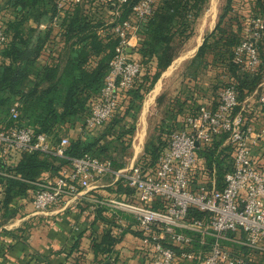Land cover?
Segmentation results:
<instances>
[{"label":"built area","instance_id":"obj_1","mask_svg":"<svg viewBox=\"0 0 264 264\" xmlns=\"http://www.w3.org/2000/svg\"><path fill=\"white\" fill-rule=\"evenodd\" d=\"M84 1L89 2L58 0L61 15L70 3ZM100 1L111 7L107 25H113L111 32L118 42L85 127L78 128L84 133L114 116L141 72V63L128 52L129 40L136 22H146L159 0H140L126 18L122 15L129 0ZM250 21L246 37L234 48V61L254 70L262 61L257 41L264 35V14ZM6 40L0 25V46ZM238 95L236 85L228 83L221 88L216 107L202 104L188 113L183 127L171 133L167 148L155 163L140 158L129 166L116 167L112 160L89 153L70 158L52 181L35 182V212L47 213L61 202L73 204L110 177L113 184L128 188L130 193L104 199L101 204L117 217L119 213L133 217L144 233L151 264H261L257 254L264 255V172L260 168L264 154L260 159L253 150L264 139V125L254 128L245 107L238 109ZM260 100L264 103V95ZM10 118V124L0 125V157L23 151L65 156L68 135L53 145L46 133H35L33 127L20 124L17 104L11 106ZM215 143L219 144L218 153L228 147L231 155V168L221 179L215 167L212 172L203 169L198 157L201 146ZM191 208L204 216L191 218ZM110 264H120L117 255Z\"/></svg>","mask_w":264,"mask_h":264},{"label":"trees","instance_id":"obj_2","mask_svg":"<svg viewBox=\"0 0 264 264\" xmlns=\"http://www.w3.org/2000/svg\"><path fill=\"white\" fill-rule=\"evenodd\" d=\"M92 1L70 3L62 16L58 0H2L0 14L5 9L6 12L0 19V25L7 40L0 46V125L12 122L10 108L17 104L20 124L33 127L35 133H46L53 145L60 142L68 129L85 127L91 106L104 86L109 61L118 42L111 32L113 25H107L110 20L107 11L111 7L104 3L92 7L89 5ZM139 1L129 0L122 18H126L132 6ZM208 1L159 0L156 4L153 14L146 21L138 45L140 58L137 60L142 66L141 72L109 120V124H112L109 131L119 126L116 141L106 140L110 134L104 128L98 135L79 132L71 138L64 157L54 153L23 151L20 152L19 162L11 165L6 160H10L13 153L5 158L0 157V168L6 172L0 173V182L5 184V206L14 198L26 195L29 189L35 193V182L52 181L60 169L70 163V158L89 153L112 160L116 165L113 159L107 157L111 154L114 142L119 146L128 135L131 141L146 93L154 87L194 34L195 24ZM231 1L228 0V8L221 15L216 29L206 37L191 62L209 65L214 70L221 69L227 80L224 86L234 83L238 89L239 109L245 97L264 79V35L257 41L262 61L256 69L250 70L243 62L234 61V48L242 41L240 32L244 25L240 20L235 27L232 18L225 20ZM256 4L258 10L251 14L249 21L244 20L249 26L250 19L264 14V0H256ZM257 11L260 14H256ZM45 22H52L59 31L56 33L52 26L42 29L40 24ZM57 35L66 38L63 57L57 63L42 64L40 57L43 51ZM177 103L175 101L170 110H176ZM178 104L182 105L181 102ZM217 104L218 99L212 107ZM199 106H193L191 112H195ZM127 117H130L128 121ZM179 123L180 119L165 123L166 139L160 136L159 144L154 141L150 143L142 159L155 163L167 148L171 133L179 129ZM218 147V143L205 144L200 147L198 157L203 169L212 172L215 167L221 179L224 172L231 168V155L228 147L219 153ZM260 165L264 172V159ZM124 189L130 193L128 188ZM202 216L204 213L191 208V218ZM119 241L107 233L104 242L98 247L103 252L112 253L111 247Z\"/></svg>","mask_w":264,"mask_h":264},{"label":"crops","instance_id":"obj_3","mask_svg":"<svg viewBox=\"0 0 264 264\" xmlns=\"http://www.w3.org/2000/svg\"><path fill=\"white\" fill-rule=\"evenodd\" d=\"M99 3H101L100 0H93L88 4L95 7L100 5ZM231 3L225 20L232 18L235 27L240 20L243 21L242 25L244 26L240 32V38L244 39L249 27V24H246L247 22L245 23L244 20L249 21L248 18L251 14L258 10L256 0H245L244 2L232 0ZM227 6L228 0H210L208 2L195 24L194 34L187 40L177 56L178 61L195 57L206 37L216 29L221 15L228 8ZM256 14H260V12L257 11ZM109 16L111 18L112 13L107 11V17ZM0 17H2L1 14ZM40 25L42 29L52 26L56 33L59 31V28L55 27L52 22ZM146 25V22H136V28L132 31L129 40L128 52L135 59L140 58L137 50ZM65 42L66 38L57 35L43 51L40 57L41 63H57L65 53ZM171 65L167 69H174V65ZM204 67L209 73L215 72L209 65ZM167 69L153 87V99L157 93L163 90L162 81ZM191 80H186L187 93L179 88L176 98L172 99L169 104V108H171L177 99L182 100V102L178 101V103L181 102V106L177 104L179 106H176V110L169 109L168 112L172 121L180 119L179 128L183 127L182 120L186 114L191 112L193 106L202 104L213 106L221 90L220 88L217 91L215 87L213 89L208 86L203 87L204 90L202 87L197 89L199 85H195L194 80ZM159 84L160 87H157ZM261 95H264V79L241 102V107H245V113L256 130L264 125V103L260 100ZM96 129L90 131L89 134L97 135ZM253 153L255 157L261 159L264 154V139H261ZM20 158V153H14L6 162L10 165L17 164ZM139 159L136 157L132 163ZM0 173L6 174L1 168ZM124 188L121 185L113 184V179L108 177L102 181L99 188L90 191L79 201L73 204L61 202L51 207L47 213H36L32 202L34 192L30 189L26 195L14 198L5 206V184L0 182V264H110L113 255H117L120 264H151V252L144 242V233L137 227L133 217L126 213H119V218L109 211L108 206L101 204L104 199L113 196H126ZM100 211L101 213H99ZM100 214L102 216H99ZM107 233H110L113 238L120 239L111 247L112 253L103 252L98 247L104 242V235ZM243 250L245 254H250L249 250L245 248ZM257 260L264 264V255L257 254ZM181 264L199 263L195 261Z\"/></svg>","mask_w":264,"mask_h":264},{"label":"rangeland","instance_id":"obj_4","mask_svg":"<svg viewBox=\"0 0 264 264\" xmlns=\"http://www.w3.org/2000/svg\"><path fill=\"white\" fill-rule=\"evenodd\" d=\"M240 1L244 2L245 0ZM208 2H210V0ZM5 12L6 11L2 12L1 15H4L3 13ZM1 18L2 17H0V19ZM191 61L192 59H184L181 61H178L176 59L171 65H174V69L169 68L165 72L166 74H164L165 78H163L162 81L163 90H161L160 93H157L154 96V99L152 98V95L154 94V88H152L148 93H146L143 101V107L141 109V112L139 113L138 120L136 123V131L132 136L131 141H129L128 135L124 140L125 142L123 144H119V146H116L114 142L111 154L107 155V157L114 160V162L116 163V167L129 166L136 157L142 158L145 153V148L150 145V143L154 141L159 144L158 138L160 136H162L163 140L166 139L167 134L165 123L167 124L171 121L168 113L170 109V101L176 98L175 96L179 88L181 90H184V93H187L186 80L190 81V79H192L191 81H193V79H196L194 80V84L199 85L197 89L199 87H202V90H204L203 87L208 86L212 87L213 89L215 87V90L218 91L224 86L226 77L223 76L221 69H213L215 72L211 71L209 73L206 71V68L203 65L192 64ZM195 81L198 82L195 83ZM166 86L168 87L167 89ZM157 87H160V84ZM179 100L182 102L181 99H177V102ZM123 109H121V112L123 111ZM129 119L130 117H127L126 121H128ZM110 122L111 121L105 123L104 125L99 127V129L97 128L96 133L98 135L105 128L104 130L110 134V136H108L106 140L116 141L119 126H117L116 128L112 127L109 131V127L112 125L109 124ZM128 127L129 126H127V128ZM65 132L64 133L68 135L70 140L71 138L76 137L79 134V131L77 129H68ZM118 152L122 154L121 158H119L120 154H118ZM116 158L120 159L121 161H118Z\"/></svg>","mask_w":264,"mask_h":264},{"label":"water","instance_id":"obj_5","mask_svg":"<svg viewBox=\"0 0 264 264\" xmlns=\"http://www.w3.org/2000/svg\"><path fill=\"white\" fill-rule=\"evenodd\" d=\"M197 144H199V143H197Z\"/></svg>","mask_w":264,"mask_h":264}]
</instances>
